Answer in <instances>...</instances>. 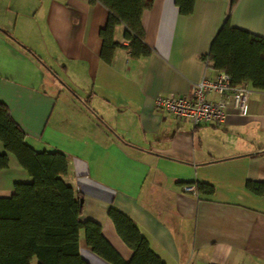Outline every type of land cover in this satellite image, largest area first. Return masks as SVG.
<instances>
[{
	"label": "crops",
	"instance_id": "crops-1",
	"mask_svg": "<svg viewBox=\"0 0 264 264\" xmlns=\"http://www.w3.org/2000/svg\"><path fill=\"white\" fill-rule=\"evenodd\" d=\"M230 0H197L188 16L175 0H154L142 15L151 56L134 60L118 48L101 60L99 32L109 13L89 0H0V103L37 153L68 160L67 184L83 197V221H94L128 262L134 253L109 218H131L165 264H264V92L252 94L247 117L223 126H193L156 109L157 98L187 96L230 12ZM231 27L264 38V0H239ZM123 29L116 41L123 46ZM9 167L0 198L30 174L0 142ZM211 185L213 195L183 190ZM80 253L95 255L81 231Z\"/></svg>",
	"mask_w": 264,
	"mask_h": 264
},
{
	"label": "trees",
	"instance_id": "trees-1",
	"mask_svg": "<svg viewBox=\"0 0 264 264\" xmlns=\"http://www.w3.org/2000/svg\"><path fill=\"white\" fill-rule=\"evenodd\" d=\"M154 0H89L104 6L109 13L106 26L99 32L102 40L100 58L112 65L118 48L139 60L151 56L142 23L145 10ZM197 0H175L183 16L192 14ZM212 1V0H210ZM230 12L211 43L204 60L209 67L230 76L235 86L250 84L264 92V38L231 27V13L239 0H230ZM123 29L127 46L116 41V31ZM25 133L0 103V142L30 174L32 182L15 184L9 197L0 198V264H89L80 253L81 231L93 253L109 264H165L151 250L149 241L130 217L116 208L109 211L121 240L134 253L124 261L105 239L101 226L83 221V197L66 182L68 160L60 153H37L25 143ZM7 154L0 155V171L9 167ZM254 195H264V184L247 182ZM198 194L213 195L211 185L198 183Z\"/></svg>",
	"mask_w": 264,
	"mask_h": 264
},
{
	"label": "built area",
	"instance_id": "built-area-1",
	"mask_svg": "<svg viewBox=\"0 0 264 264\" xmlns=\"http://www.w3.org/2000/svg\"><path fill=\"white\" fill-rule=\"evenodd\" d=\"M204 64L207 68L208 60H204ZM189 93L180 97H159L155 107L170 113L180 122L187 121L196 127L223 126L233 115L239 118L248 116V101L252 91L245 84L235 86L224 72H218L213 77L203 75ZM183 190L198 195L197 190L190 186H185Z\"/></svg>",
	"mask_w": 264,
	"mask_h": 264
},
{
	"label": "rangeland",
	"instance_id": "rangeland-1",
	"mask_svg": "<svg viewBox=\"0 0 264 264\" xmlns=\"http://www.w3.org/2000/svg\"><path fill=\"white\" fill-rule=\"evenodd\" d=\"M31 264H38L37 263V260L36 259H34L33 261H32V263Z\"/></svg>",
	"mask_w": 264,
	"mask_h": 264
}]
</instances>
